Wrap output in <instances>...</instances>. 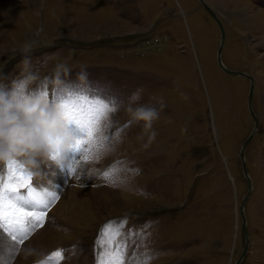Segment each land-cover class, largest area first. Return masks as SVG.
<instances>
[{"label": "rangeland", "instance_id": "obj_1", "mask_svg": "<svg viewBox=\"0 0 264 264\" xmlns=\"http://www.w3.org/2000/svg\"><path fill=\"white\" fill-rule=\"evenodd\" d=\"M202 1L224 32L220 53L224 68L242 72L250 81L217 67L219 32L198 0L11 1V13L0 18L2 82L10 85L19 76L23 58L19 46L35 40L33 69L43 77L63 61L71 74L61 78L69 82L86 71L89 97L121 105L112 117L116 127L127 124L124 107L138 89H143L141 102L154 96L165 105L154 122L158 136L149 148L137 139L140 125H129L117 155L95 165L102 170L113 159H128L141 169L134 187L145 189L149 198L108 188L95 178L89 225L83 217L73 219L78 224L62 221L65 209L57 210L56 205L68 188L88 189L74 178L72 160L84 164L81 156L71 153L69 158V152L65 170L49 166L40 179L25 176L16 186L18 192L26 187V198L37 204L46 203L49 193L56 197L42 226L34 228L19 248L47 231L40 246L49 251L63 248L60 264H95L100 225L127 217L128 228L155 222L149 229L151 247L164 255L153 264H234L245 243L239 264H264V0ZM152 28V34L142 36ZM250 84L248 106L255 123L246 105ZM49 98L53 103L58 99L51 87ZM93 109L100 110L96 104ZM69 128L76 137L82 135L76 126ZM251 132L239 159L241 143ZM0 175L10 179L3 169ZM83 208L75 202L69 211L77 216L75 209ZM27 219L23 211L4 217L6 226L18 223L21 228ZM56 225L68 232L56 231ZM107 239H114L112 233ZM117 251L112 247L105 252L112 254L106 256L108 264H118ZM17 259L15 255L11 264Z\"/></svg>", "mask_w": 264, "mask_h": 264}, {"label": "clouds", "instance_id": "obj_2", "mask_svg": "<svg viewBox=\"0 0 264 264\" xmlns=\"http://www.w3.org/2000/svg\"><path fill=\"white\" fill-rule=\"evenodd\" d=\"M35 47V40H25L19 46L23 56L19 76L10 85L0 78V169L7 175L12 167L29 179H40L49 166L65 170L67 154L79 148L82 150V162L93 166L89 168L90 176L108 188L121 192L134 191L138 196L149 198L151 194L145 189L134 187L141 169L133 167L128 159H113L102 170L95 165H101L107 157L117 155L119 146L124 142V129L129 125H140L137 139L143 141L144 148H149L158 136L153 125L165 107L163 99L157 100L153 96L148 102H141L143 89L136 90L124 107L127 124L116 127L112 117L121 110V105L89 97L86 71L78 73L75 82L62 79V76L71 74L63 61L57 62L51 73L42 77L32 65L31 53ZM50 87L57 92L58 99L54 103L49 98ZM93 104L100 110H94ZM101 105L102 108L99 107ZM70 124L81 130L80 137L70 133ZM89 126L92 128L91 135L88 134ZM112 129L115 130L109 136ZM127 224L125 217L119 222L110 219L100 225L93 249L95 264H100V257L112 247L120 252V264H153L164 255L151 247L152 232L149 229L154 228V221H146L135 228H128ZM56 231L67 233L68 229L56 225ZM106 232L114 236L111 243ZM75 248L76 245H73V251ZM56 253H64V249L57 247L49 251L28 243L22 245L16 255L22 264H48Z\"/></svg>", "mask_w": 264, "mask_h": 264}, {"label": "snow or ice", "instance_id": "obj_3", "mask_svg": "<svg viewBox=\"0 0 264 264\" xmlns=\"http://www.w3.org/2000/svg\"><path fill=\"white\" fill-rule=\"evenodd\" d=\"M102 108L103 106H99ZM70 133L75 136L73 129L69 128ZM92 128L89 126L88 134L91 135ZM71 153H79L81 156L82 150L79 148L70 152L69 158H71ZM71 172V170H69ZM9 177L7 181L3 175H0V253L5 251L4 245L7 244V249L9 251V259L4 261V264H11L12 258L15 257L16 252L23 243V241L29 236L30 232L36 227L42 226L44 222L45 214L47 213L52 201L56 198L54 194L49 193V199L46 203L37 204L36 202L30 201L26 198L27 188L25 187L24 192H18L17 185H21L24 182V177L21 172L15 171L14 168H9ZM38 187V186H37ZM7 197V199H5ZM16 211H23L28 217L25 221L24 227L21 228L18 223L6 226L4 217L5 215L11 214L15 215ZM35 221V223H34ZM106 236L109 233L106 232ZM111 243V239L108 240ZM103 243V241H101ZM112 255L111 253H104L100 257V264H108L106 256ZM117 257L120 258V253L117 251L115 253ZM61 256L63 253H56L54 259L48 261V264H60ZM120 264V259L118 260Z\"/></svg>", "mask_w": 264, "mask_h": 264}, {"label": "bare ground", "instance_id": "obj_4", "mask_svg": "<svg viewBox=\"0 0 264 264\" xmlns=\"http://www.w3.org/2000/svg\"><path fill=\"white\" fill-rule=\"evenodd\" d=\"M11 1L12 0H0V18H3V17H5V15L11 13V9H10L11 8ZM219 59H220V57H219ZM220 63L223 66L221 60H220ZM229 71L236 72V71H232V70H229ZM72 161H76L77 162V163L76 162H72L73 169L76 172V174L74 173L75 174L74 178H78L79 182L88 185V189L87 188H81V189L68 188L67 192H65L64 195H63V197H62L63 201H61L58 205H56V209L58 210L61 207L65 209L64 210V213L61 214L62 216H60L62 221H64V220H70V222L75 223L76 220L82 219V217H83L84 218V222L87 225H89V222H90L89 221V217L91 216L90 215L91 211H89V205H91V202H92V199H93L92 197L95 195V193H97L96 186H93V189H92V185H96V181H95L96 179H95L94 176H90L89 177L88 176L89 174H87V175L84 176L83 173L89 172L87 170V168H90V167H88L89 165L86 166V165L80 163L79 161H77L76 159H73ZM54 169L55 168L52 167V170H54ZM49 176L50 175L48 174L47 177L49 178ZM50 179H52L53 181H55L56 180V177H51L50 176ZM50 184L51 183L48 182V185H50ZM249 190H250V188H249ZM75 202L78 203L80 206L81 205L84 206L83 209H75L76 210V213H77V216L76 215H73L69 211L70 204L72 205ZM73 219H76V220H73ZM76 224H78V222H76ZM49 233L50 232H47V231H41L31 241H28L26 244L31 243L34 246L41 247L40 246L41 243L43 242V240H45V238L47 237V235ZM0 238H2V237H0ZM26 244H24V245H26ZM6 254H7V252H6ZM3 260H4L3 259V253H0V264H4V261L5 260L4 261ZM15 264H22V262L18 258L16 260Z\"/></svg>", "mask_w": 264, "mask_h": 264}, {"label": "water", "instance_id": "obj_5", "mask_svg": "<svg viewBox=\"0 0 264 264\" xmlns=\"http://www.w3.org/2000/svg\"><path fill=\"white\" fill-rule=\"evenodd\" d=\"M198 4L203 7L204 11L208 14V16L210 17L211 20L214 21L217 29H218V32H219V43H218V47L216 49V65L217 67L223 71V73L227 74V75H230V76H241V77H245L247 79H249V81L251 80L249 76H246L244 73L242 72H231L229 70H227L226 68H224L221 63H220V53H221V48H222V44L224 42V32H223V29H222V26L220 24V22L218 21V19L216 18V16L214 15V13L203 3L202 0H198ZM182 15V13L180 14V16ZM251 83V82H250ZM250 94H251V84L249 86V93H248V97L246 99V105L248 106L249 105V101H250ZM248 112H249V115L250 117L252 118V120L254 121V123L256 122L255 118H254V115L252 113V111L250 110V107L248 106ZM253 132H251L248 137L241 143V147H240V150H239V153H238V157L239 159H242V151H243V148L246 146V144L249 142L250 140V137L252 135ZM242 173H243V176L245 177L246 181H247V184H249V181H248V178L246 177V173L244 171V166L242 165ZM246 197H244L243 201H245ZM242 203L240 205V216H241V221H242V225H243V228H242V233L245 232L244 230V218L242 216ZM246 238V236H244V239ZM246 240V239H245ZM246 242V241H245ZM246 249H247V243H245V246L243 247L240 255L237 257L236 261L234 262V264H239L242 257L244 256L245 252H246Z\"/></svg>", "mask_w": 264, "mask_h": 264}]
</instances>
